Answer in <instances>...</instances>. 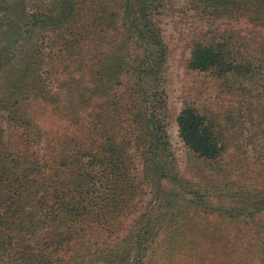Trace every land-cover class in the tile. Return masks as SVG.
<instances>
[{"label": "trees", "instance_id": "trees-1", "mask_svg": "<svg viewBox=\"0 0 264 264\" xmlns=\"http://www.w3.org/2000/svg\"><path fill=\"white\" fill-rule=\"evenodd\" d=\"M183 2L178 162L165 0H0V264H264V0Z\"/></svg>", "mask_w": 264, "mask_h": 264}, {"label": "rangeland", "instance_id": "rangeland-1", "mask_svg": "<svg viewBox=\"0 0 264 264\" xmlns=\"http://www.w3.org/2000/svg\"><path fill=\"white\" fill-rule=\"evenodd\" d=\"M159 25L168 46V55L165 63L168 104L167 131L171 148L179 162V158L183 155V145L178 134L176 115L181 107L182 94L198 87L208 91L209 85L200 82L186 68V59L189 55L188 42L192 25L189 20V12L185 8L183 0H165V6L159 15ZM231 25L239 28L241 32L248 31L249 27H252L243 19ZM103 42H105V39H103ZM26 109L50 132L64 128L65 120L63 117L52 112L49 106L44 109L37 101L33 100L26 104ZM72 128L75 129V126L72 125ZM68 256L69 252L65 253V259Z\"/></svg>", "mask_w": 264, "mask_h": 264}]
</instances>
